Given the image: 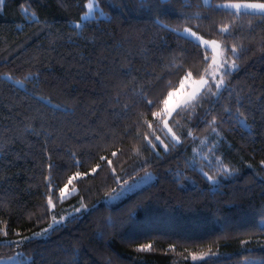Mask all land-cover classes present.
<instances>
[{
	"label": "trees",
	"instance_id": "obj_1",
	"mask_svg": "<svg viewBox=\"0 0 264 264\" xmlns=\"http://www.w3.org/2000/svg\"><path fill=\"white\" fill-rule=\"evenodd\" d=\"M87 1L0 0V257L27 255L31 264H242L258 257L264 264V17L215 7L229 0H95L104 16L85 21ZM225 24L226 38L219 33ZM184 27L235 44L238 69L218 102L209 94L191 119L170 121L179 145L157 131L169 151L145 150L135 130L141 114L151 117L140 101L176 88L185 68L203 66V53L172 30ZM209 108L215 123L193 127ZM98 164L59 198L71 176ZM146 171L154 181L98 202ZM78 202L87 206L81 214L45 238L33 235ZM24 237L34 238L13 243Z\"/></svg>",
	"mask_w": 264,
	"mask_h": 264
},
{
	"label": "snow or ice",
	"instance_id": "obj_2",
	"mask_svg": "<svg viewBox=\"0 0 264 264\" xmlns=\"http://www.w3.org/2000/svg\"><path fill=\"white\" fill-rule=\"evenodd\" d=\"M207 3V0H205ZM141 5L143 6L145 0H140ZM96 7L94 4L89 3L87 5L88 12L84 14L82 17L83 20L87 21L89 19H94L91 15L92 10ZM219 9H227V10H235L237 15L239 14H247L248 12H254L260 14L261 17H264V2H248V0H237V2H230L224 4H218L215 6ZM103 15V13H100ZM199 18V17H197ZM75 27H80L77 24ZM173 31H177L176 29H172ZM219 33L222 34L225 38L230 35L229 33V25L225 24L219 28ZM179 35L190 41L195 45L197 49H199L202 53V59L200 63L203 65L201 68L188 67L183 70V75L179 77V88H172L171 90H167L165 92H161L159 96L153 99L143 98L140 102L144 105L146 112L150 114L151 119L145 118L144 114H141L138 117L137 126L135 130V138L140 139L144 143L145 150L152 149L153 152L157 149L158 146H162L165 152L169 151V145L161 139L159 135H156L157 131L163 132L165 137L168 134H171V139L175 145H179L181 140L180 136L176 135L173 132L172 127L169 126L170 121L173 124H178V121L175 119L176 117H186L191 119L192 115L195 112V109L201 106V101H204L209 94L218 98L223 94L224 91H228L227 87V78L232 75L234 71L238 69V65L236 64V60L232 59L229 62V54L232 56H236L238 49L235 44H233L230 48L227 44H222L216 39H205L204 36L199 35L197 31H194L191 27H186L182 32H179ZM211 52L212 55L209 56L208 53ZM16 83L20 84V87L24 85L17 81ZM215 88L216 91L213 92L212 89ZM179 94V98H177ZM213 109L209 108L204 110V119L201 120L199 116L196 117V124L193 127H199L200 123L204 124H214L216 121V116L212 115ZM212 115V121H208L207 117ZM240 117L243 116L242 113L239 114ZM222 122H223V118ZM239 122L242 126L248 127L245 120L243 118L239 119ZM146 127L151 131L141 132L140 129ZM213 132L216 131L215 128L212 129ZM127 135H132L131 132L127 133ZM186 135L188 137L193 136V132L189 130ZM113 156L116 155L115 152L112 153ZM101 161L106 160V157H100ZM107 163L111 165L112 161L108 160ZM264 163V162H262ZM80 165V162L77 161V166ZM100 165L98 164L96 168L91 169V173H81L77 171L73 176H71L67 183L64 184L63 187L58 189L59 198L63 200L66 196L69 195V185L72 184L73 180L81 178L82 176H87L89 174H95L97 168ZM49 168H52V165H49ZM222 172L226 174V176H231L233 173L229 170L227 165L222 166ZM113 171H115L113 169ZM207 180L212 183H216L217 181L213 178V176H209L207 173H204ZM150 178V177H149ZM46 188L48 190V194L46 196L47 206L49 208H53L54 193L52 191V184L49 181L46 184ZM86 210V209H85ZM76 212H80L81 208H76ZM56 218L53 217V220ZM59 225V221L56 222V226ZM54 227L50 225V228ZM44 231H47L45 229ZM6 234V232H5ZM36 236L40 234H34ZM34 237H24L21 241H15L13 243L20 245L24 240H30ZM202 257H197L195 255L192 256V260L196 261L197 259H201Z\"/></svg>",
	"mask_w": 264,
	"mask_h": 264
},
{
	"label": "rangeland",
	"instance_id": "obj_3",
	"mask_svg": "<svg viewBox=\"0 0 264 264\" xmlns=\"http://www.w3.org/2000/svg\"><path fill=\"white\" fill-rule=\"evenodd\" d=\"M202 2L204 4H210L211 0H207V3L205 2V0H202ZM230 2H237V0H235V1H230V0L229 1H223V2L217 3L216 5L224 4V3H230ZM248 2H264V1L248 0ZM89 3H92L96 6L92 10V13H91L92 16H97V17H103L104 16V15L100 14L101 13L100 11L98 12L99 7L96 4L95 0H88L87 5ZM231 11L235 12V10H231ZM86 12H88V8H87ZM252 13H254V12H252ZM84 14L82 15V17L84 16ZM184 28H186V27H184ZM184 28L177 30V32H182ZM204 38L205 39H216V38H206V37H204ZM216 40L220 42V40H218V39H216ZM211 55H212V53L209 52V56H211ZM232 59H234V56L229 54V62H231ZM176 88L178 89L179 85ZM178 98H179V94H178L176 99H178ZM169 135H171V134L169 133ZM154 179H155L154 173L152 171H146L143 174H141L140 176L134 178L133 180H127L125 182H121L118 187L113 189L110 193L104 195L98 202H102V203L115 202V201L123 198L127 194L132 193V192L140 189L141 187L151 183L152 181H154ZM74 191H75V189H70L69 195L74 193ZM76 208H81V211L76 212L75 211ZM85 209H87V206H85L81 202H78L77 204H75L72 207H66V209L60 215H56L55 213H53L49 223L46 226H44L41 230L33 233V235L34 234H40V235H38L39 237L45 238L47 236L48 231H50L52 229V227L50 228V225L55 226L57 221H59V223H61L64 220H66L68 217L81 214V212L84 211ZM53 217H55L56 219L53 220ZM45 229H47V231H44ZM0 264H31V262H30V256H27V255L22 256V255H18L17 253H15V254H12L9 256H1L0 257ZM242 264H260V258H258V257L248 258V259H245L242 262Z\"/></svg>",
	"mask_w": 264,
	"mask_h": 264
}]
</instances>
